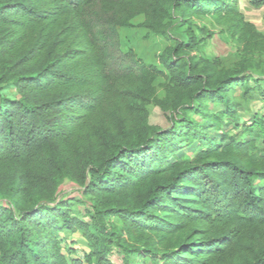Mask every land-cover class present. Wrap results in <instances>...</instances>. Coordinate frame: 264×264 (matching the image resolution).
Listing matches in <instances>:
<instances>
[{
  "label": "trees",
  "instance_id": "16d2710c",
  "mask_svg": "<svg viewBox=\"0 0 264 264\" xmlns=\"http://www.w3.org/2000/svg\"><path fill=\"white\" fill-rule=\"evenodd\" d=\"M238 1L0 0V264H264V114L241 120L264 102V32ZM177 12L187 40L162 68L124 47L136 18L167 35ZM201 18L232 65L198 54Z\"/></svg>",
  "mask_w": 264,
  "mask_h": 264
},
{
  "label": "rangeland",
  "instance_id": "374dc122",
  "mask_svg": "<svg viewBox=\"0 0 264 264\" xmlns=\"http://www.w3.org/2000/svg\"><path fill=\"white\" fill-rule=\"evenodd\" d=\"M238 2L240 10L245 15L246 20L254 23L259 31L264 32V7L261 9H254L249 5L250 1L248 0H240ZM143 20V17H138L134 20L135 27L121 29L123 45L126 49H133L145 63L162 68L160 63L161 55L165 54L169 48L175 46L176 42L187 40L186 31L188 30L189 25L186 24L177 12L175 13L174 18L168 20L169 30L167 35H155L146 29L136 27L137 24L142 23ZM191 27L195 36L201 41L198 52L199 55H205L209 59L219 58L227 66L232 65V63L238 60L237 44L221 31V27L215 26L211 19H194ZM204 27L213 33V37L206 38L202 34L201 29ZM162 82V80L158 81L157 85ZM158 88L159 98H163L164 92L160 86ZM253 111H258L259 113L264 114V102L258 100L254 103H250L247 110H242V122L250 120ZM148 112L149 125L151 127H156L160 130H165L170 127L171 111L162 110L159 106L152 103L148 106ZM230 132H232V130H230ZM186 153L191 156L194 155V153L190 151H186ZM59 193L60 197H68L72 199L78 196L79 188L70 182H66L60 187ZM74 206L76 208L78 204H75ZM115 222L119 223L118 220H115ZM69 244H73L74 250L77 252L73 255L74 257H82L83 253L88 250L86 242L83 240L80 233H77L72 239H70ZM112 259L121 263V255L116 250H114ZM138 263L140 264V262Z\"/></svg>",
  "mask_w": 264,
  "mask_h": 264
}]
</instances>
